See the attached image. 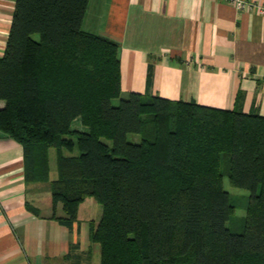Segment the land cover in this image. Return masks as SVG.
Here are the masks:
<instances>
[{"label":"trees","instance_id":"trees-1","mask_svg":"<svg viewBox=\"0 0 264 264\" xmlns=\"http://www.w3.org/2000/svg\"><path fill=\"white\" fill-rule=\"evenodd\" d=\"M87 3L15 1L0 131L22 145L26 181L50 180L55 147L52 206L69 226L84 198L100 203L99 264H264V115L135 91L113 104L119 45L82 29ZM224 177L249 191L239 230Z\"/></svg>","mask_w":264,"mask_h":264},{"label":"crops","instance_id":"crops-1","mask_svg":"<svg viewBox=\"0 0 264 264\" xmlns=\"http://www.w3.org/2000/svg\"><path fill=\"white\" fill-rule=\"evenodd\" d=\"M15 1L0 0V56ZM247 1L238 10L228 0H88L81 26L118 43L120 98L135 91L264 115V0ZM84 200L76 220L60 222L50 180L26 181L22 145L0 131V264H99L98 220L78 215Z\"/></svg>","mask_w":264,"mask_h":264},{"label":"rangeland","instance_id":"rangeland-1","mask_svg":"<svg viewBox=\"0 0 264 264\" xmlns=\"http://www.w3.org/2000/svg\"><path fill=\"white\" fill-rule=\"evenodd\" d=\"M37 38V35H35ZM119 98L112 99L113 104H118ZM77 122L75 121L73 125L75 127H78L80 125H76ZM65 140H71L73 141L74 137L71 136H65ZM128 139L131 141H138L139 137L135 134H128ZM105 142L110 144L111 142L107 139H104ZM61 151L64 154H70L75 153L77 154L78 150L73 142V145H71V148L62 147ZM56 157H57V150L55 147L49 148V154H48V162H49V179L56 176ZM223 185L224 188L229 192L232 204L234 205L232 214L229 218V220L226 222L227 226L230 229L233 230H239L243 226L244 222V216H245V209L248 201L249 191L244 188H240L237 186L232 185L227 177L223 178ZM79 217L81 218H94L99 221V218L101 216V205L93 198V197H86V199L83 201L82 205L79 208L78 212Z\"/></svg>","mask_w":264,"mask_h":264},{"label":"built area","instance_id":"built-area-1","mask_svg":"<svg viewBox=\"0 0 264 264\" xmlns=\"http://www.w3.org/2000/svg\"><path fill=\"white\" fill-rule=\"evenodd\" d=\"M236 9L244 10L249 8V2L247 0H228ZM258 11L264 13V6L258 5Z\"/></svg>","mask_w":264,"mask_h":264}]
</instances>
